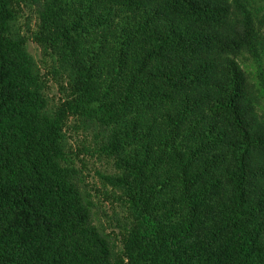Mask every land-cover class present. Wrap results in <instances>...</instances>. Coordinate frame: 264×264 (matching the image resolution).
Here are the masks:
<instances>
[{"label":"trees","instance_id":"1","mask_svg":"<svg viewBox=\"0 0 264 264\" xmlns=\"http://www.w3.org/2000/svg\"><path fill=\"white\" fill-rule=\"evenodd\" d=\"M73 101L46 111L0 0V264H264V118L244 72L264 14L239 0H26ZM88 122L130 210L123 258L65 152Z\"/></svg>","mask_w":264,"mask_h":264},{"label":"rangeland","instance_id":"2","mask_svg":"<svg viewBox=\"0 0 264 264\" xmlns=\"http://www.w3.org/2000/svg\"><path fill=\"white\" fill-rule=\"evenodd\" d=\"M251 14H264V0H239ZM16 20L11 34L24 40V47L35 63V73L44 84L47 113L54 112L73 101L75 93L70 79L60 68L58 58L50 49L36 40L40 25L35 5L26 0H14ZM244 72L259 89L261 106L259 115L264 118V49L240 62ZM65 152L79 173L82 189L91 204V222L110 239L111 251L116 258H123V246L133 217L125 199L108 181L118 174L113 160L99 152L101 147L97 130L88 122L68 114L63 127Z\"/></svg>","mask_w":264,"mask_h":264}]
</instances>
